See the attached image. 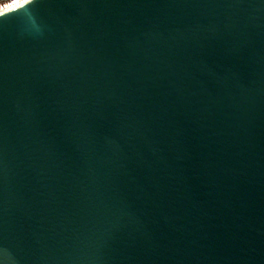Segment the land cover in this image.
Returning a JSON list of instances; mask_svg holds the SVG:
<instances>
[{"label": "water", "instance_id": "95a60500", "mask_svg": "<svg viewBox=\"0 0 264 264\" xmlns=\"http://www.w3.org/2000/svg\"><path fill=\"white\" fill-rule=\"evenodd\" d=\"M0 264H264V0L1 13Z\"/></svg>", "mask_w": 264, "mask_h": 264}, {"label": "built area", "instance_id": "2783aa9c", "mask_svg": "<svg viewBox=\"0 0 264 264\" xmlns=\"http://www.w3.org/2000/svg\"><path fill=\"white\" fill-rule=\"evenodd\" d=\"M26 2V0H6L0 2V14L6 12L12 8L20 6L22 3Z\"/></svg>", "mask_w": 264, "mask_h": 264}, {"label": "bare ground", "instance_id": "6f19581e", "mask_svg": "<svg viewBox=\"0 0 264 264\" xmlns=\"http://www.w3.org/2000/svg\"><path fill=\"white\" fill-rule=\"evenodd\" d=\"M24 1V0H23Z\"/></svg>", "mask_w": 264, "mask_h": 264}]
</instances>
